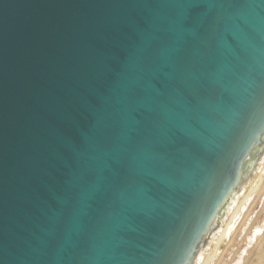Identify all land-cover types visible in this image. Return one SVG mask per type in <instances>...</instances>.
Here are the masks:
<instances>
[{
  "label": "water",
  "instance_id": "95a60500",
  "mask_svg": "<svg viewBox=\"0 0 264 264\" xmlns=\"http://www.w3.org/2000/svg\"><path fill=\"white\" fill-rule=\"evenodd\" d=\"M264 153V0H0V264H194Z\"/></svg>",
  "mask_w": 264,
  "mask_h": 264
},
{
  "label": "rangeland",
  "instance_id": "374dc122",
  "mask_svg": "<svg viewBox=\"0 0 264 264\" xmlns=\"http://www.w3.org/2000/svg\"><path fill=\"white\" fill-rule=\"evenodd\" d=\"M260 174L264 175V153L250 177L226 206L216 228L200 250L194 264H203L206 258L213 253L215 256L209 264L256 263L261 252V246L257 244L259 243L258 238L264 234V191L259 197L255 198L256 195H252L241 207L236 217L231 219V216L236 205ZM223 233L224 237L215 250L216 242Z\"/></svg>",
  "mask_w": 264,
  "mask_h": 264
},
{
  "label": "bare ground",
  "instance_id": "6f19581e",
  "mask_svg": "<svg viewBox=\"0 0 264 264\" xmlns=\"http://www.w3.org/2000/svg\"><path fill=\"white\" fill-rule=\"evenodd\" d=\"M254 167H255L254 165H252V166L249 167V172L247 173V175H246L244 181H247V179L250 177L252 171L254 170ZM244 183H245V182H244ZM244 183H243V184H244ZM243 184L240 186V188H239L237 191H235V192L233 193V195H232V196L230 197V199H229V202L233 199L234 195H235V194H236V193L242 188ZM263 191H264V175H263V174H260V175L257 176V178H256V180L254 181V183H252V185L249 187V189L247 190L246 194L243 195L242 199H241V200L239 201V203L236 205V207H235V209H234V211H233V213H232L231 219H233L234 217H236V215L239 213L241 207H243V205L245 204V202L248 201V199H249L252 195L255 194V195H256L255 198H256V197H259V196H260V193H262ZM256 200H257V199H256ZM229 202L226 204V206L229 204ZM253 202H254V200H253ZM255 202H256V201H255ZM226 206L222 209V213H221V215L218 217L215 226H217V224H218L220 218L222 217V215H223V213H224V211H225ZM215 228H216V227H215ZM215 228H214V229H215ZM214 229H213V230H214ZM260 236H261V237H260ZM260 236H259L260 238H258V239H259V240H258L259 243H257V244H258V246H261V252H260L259 256H258L257 259H256V263H254V264H264V234H262V235H260ZM223 237H224V233H223V234L221 235V237L217 240V242H216V246H215V250H217V248L219 247L220 242L222 241ZM256 242H257V241H256ZM257 244H256V245H257ZM215 250H214V252H215ZM214 256H215L214 253L211 254V255H209V256L206 258V260L204 261L203 264H209V263L212 261V259H213Z\"/></svg>",
  "mask_w": 264,
  "mask_h": 264
}]
</instances>
